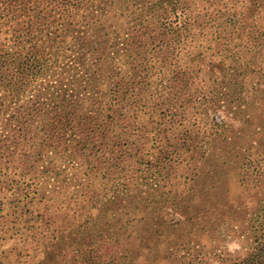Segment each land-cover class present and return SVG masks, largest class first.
<instances>
[{"label":"trees","instance_id":"obj_1","mask_svg":"<svg viewBox=\"0 0 264 264\" xmlns=\"http://www.w3.org/2000/svg\"><path fill=\"white\" fill-rule=\"evenodd\" d=\"M253 3L201 14L192 0H0V264H16L11 253L21 260L19 232L50 228L72 201L83 220L66 233L77 252L90 250L85 264L102 258L98 244L135 198L144 212L157 211L155 226L182 225L140 190L112 185L134 166L194 153L190 131L175 125L178 109H222L240 126L252 120L250 108L242 110L264 102V84L242 92L247 106L236 108L232 53L223 48L230 29L243 33V9ZM197 22L209 27L197 32ZM147 122L144 140L131 133ZM152 236L164 238L162 230ZM60 238L32 250L30 264H54ZM254 238L247 255L228 264H264V202L262 234Z\"/></svg>","mask_w":264,"mask_h":264},{"label":"rangeland","instance_id":"obj_2","mask_svg":"<svg viewBox=\"0 0 264 264\" xmlns=\"http://www.w3.org/2000/svg\"><path fill=\"white\" fill-rule=\"evenodd\" d=\"M252 1L216 0L214 6H207L203 0H192L201 14H210L225 7L234 13L245 6L250 7ZM262 1L254 0L249 12L243 9L248 15L243 33L240 34L236 28L230 29L228 39L231 44L226 43L223 48L228 46L232 53L235 89L231 103L235 102L236 108L247 106L246 101L238 100L243 98L240 97L242 92L248 94L264 84ZM195 26L197 32L200 27H209L200 26L198 22ZM194 86L201 87L199 80L195 81ZM249 108L253 118L244 126L230 118H223L222 109L191 108L187 109L186 114L178 109L175 125L178 129L190 131L191 141L195 145L194 153L184 151V161H181V157L171 159L166 164H156L149 159L153 161L152 164L148 163L149 168L134 166L132 171L122 173L119 180L114 179L112 187L117 185L121 191L126 188L130 191L135 188L140 190L148 203H154L153 208L164 207L168 217L174 222L181 220L182 225L172 226L168 230L155 226L162 223L157 211L144 212L146 210L140 208L141 204L135 198L131 211H121L115 215L113 229L107 233L108 240L98 244L99 247L103 246V256L101 258L94 254L93 264H228L246 256L254 245V237L262 234L264 202V102L257 99L242 111ZM149 127L148 122L141 123L133 126L131 133L144 140L143 135L149 131ZM256 137L259 144L251 145ZM139 144L143 146L144 142L139 141ZM158 149L151 151L156 153ZM127 175L132 176L129 179L131 182L124 180L123 177ZM112 187L111 184L108 186ZM55 210L53 207L52 213ZM78 211L74 201L71 205L66 203L65 214L60 218L53 217L50 228L44 223L37 226L35 231L28 226L29 230L23 229L22 234L19 232V239L24 244L19 253L21 260H16L15 253H11V262L30 264L32 250L64 235L65 240L60 238L56 247L59 254L54 264H85L90 250L77 252L66 233L68 228L83 220ZM105 226L103 220L95 229L101 230ZM161 230L164 240L152 241V235ZM146 235L151 238L143 245L141 238H146ZM138 250L144 252V257L136 258L133 255Z\"/></svg>","mask_w":264,"mask_h":264}]
</instances>
